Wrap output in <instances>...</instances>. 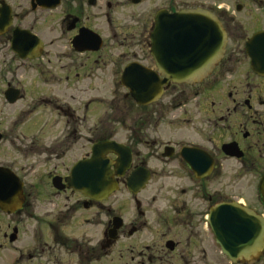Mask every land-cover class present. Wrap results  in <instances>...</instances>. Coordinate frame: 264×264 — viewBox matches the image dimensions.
Returning a JSON list of instances; mask_svg holds the SVG:
<instances>
[{"label": "flooded vegetation", "instance_id": "af4514ba", "mask_svg": "<svg viewBox=\"0 0 264 264\" xmlns=\"http://www.w3.org/2000/svg\"><path fill=\"white\" fill-rule=\"evenodd\" d=\"M182 10L216 18L219 61L197 82L168 80L161 96L179 94L162 112L135 117L126 143L85 139L100 96L89 91L128 92L129 64L157 72L155 17ZM202 30L173 31L181 45L204 48L188 55L214 56ZM262 33L264 0H0V264H264V251L233 263L211 219L220 205L238 206L264 223V73L253 69L249 46ZM258 42L264 52V36ZM160 98L132 100L146 107ZM107 140L128 149L129 163L121 171L108 153L115 188L93 198L69 175Z\"/></svg>", "mask_w": 264, "mask_h": 264}, {"label": "water", "instance_id": "95a60500", "mask_svg": "<svg viewBox=\"0 0 264 264\" xmlns=\"http://www.w3.org/2000/svg\"><path fill=\"white\" fill-rule=\"evenodd\" d=\"M183 25L201 27L203 38L211 34L213 48L217 49L216 54L211 57L203 54L188 55V51L201 53L204 48L199 45L189 48L181 45L183 40L180 39V32L173 30ZM192 35H195V30ZM221 36L223 33L216 18L204 11L182 10L172 15L159 12L155 17V26L151 33L152 53L157 72L129 64L123 71L122 83L127 86L130 96L138 105L155 102L160 98L163 92L162 86L168 80L177 83H194L207 76L221 57L223 42L220 40ZM263 36L264 34L255 35L249 44L254 50L251 56L252 67L259 73H264V52L263 48L257 45ZM198 38L197 33L196 39ZM203 38L200 39L201 41L195 39L196 43L204 42ZM190 39L193 37L189 36L187 30L185 42L189 44ZM108 153L121 158V171L128 166V149L114 141H103L92 146L88 158L74 164L69 175V185L90 197L99 199L113 192L115 183L110 167L114 162L107 156ZM222 210L225 212H221ZM216 211L211 219L217 242L222 253L232 262L251 260L264 251V223L251 210L220 205Z\"/></svg>", "mask_w": 264, "mask_h": 264}, {"label": "rangeland", "instance_id": "374dc122", "mask_svg": "<svg viewBox=\"0 0 264 264\" xmlns=\"http://www.w3.org/2000/svg\"><path fill=\"white\" fill-rule=\"evenodd\" d=\"M110 88L106 87L102 90H90L88 97L98 96V99L94 102H90L89 110L87 112V123L89 130H84L83 134L85 139L90 138L91 140H97L101 136H112L118 142L126 143L129 139V130L132 128V120L140 115H147L153 111L162 112L165 109L168 101L171 97H177L179 91L168 90L160 98V100L154 104L146 107H140L132 100L128 92L124 88H117L109 90ZM103 93V94H101ZM184 97L191 96L189 91H183ZM76 95V91H74ZM181 96V95H180ZM89 97V98H90ZM183 97V95H182ZM102 98L103 100H99ZM99 101H104L105 104H100ZM75 103L78 100H74ZM74 103V104H75ZM76 105V104H75ZM76 105L75 107H79ZM170 110H165L164 113H172ZM165 128V127H164ZM167 129V128H165ZM87 137V138H86ZM84 141V139H82ZM81 140L78 143H75L74 158H78L81 154L80 144ZM79 145V148L77 147ZM36 171V170H35ZM34 172V171H33ZM38 172H42L40 169ZM28 176L33 177L34 174L30 170H26ZM248 195L251 196L253 193V186L248 188ZM236 193V191H235ZM6 263V262H5ZM109 263V261H107ZM219 264H229L227 261Z\"/></svg>", "mask_w": 264, "mask_h": 264}]
</instances>
